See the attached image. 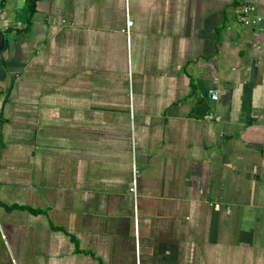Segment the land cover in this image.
I'll list each match as a JSON object with an SVG mask.
<instances>
[{"label":"crops","instance_id":"0c3cea01","mask_svg":"<svg viewBox=\"0 0 264 264\" xmlns=\"http://www.w3.org/2000/svg\"><path fill=\"white\" fill-rule=\"evenodd\" d=\"M244 1L0 0V264H264Z\"/></svg>","mask_w":264,"mask_h":264},{"label":"built area","instance_id":"2783aa9c","mask_svg":"<svg viewBox=\"0 0 264 264\" xmlns=\"http://www.w3.org/2000/svg\"><path fill=\"white\" fill-rule=\"evenodd\" d=\"M254 10L253 1L247 0L242 2V5L240 7V12L242 14L241 21L245 25H255L259 22L260 18H253L251 17V14ZM213 98L217 97V93H212ZM134 169H133V178H132V185L130 187V191L136 195L137 193V180H138V174L139 170L135 164V151H134Z\"/></svg>","mask_w":264,"mask_h":264},{"label":"water","instance_id":"95a60500","mask_svg":"<svg viewBox=\"0 0 264 264\" xmlns=\"http://www.w3.org/2000/svg\"><path fill=\"white\" fill-rule=\"evenodd\" d=\"M4 46V33L0 30V49Z\"/></svg>","mask_w":264,"mask_h":264}]
</instances>
